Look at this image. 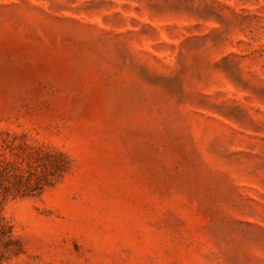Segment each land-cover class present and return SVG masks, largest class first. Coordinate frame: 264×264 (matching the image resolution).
Listing matches in <instances>:
<instances>
[{
    "label": "rangeland",
    "instance_id": "374dc122",
    "mask_svg": "<svg viewBox=\"0 0 264 264\" xmlns=\"http://www.w3.org/2000/svg\"><path fill=\"white\" fill-rule=\"evenodd\" d=\"M0 264H264V0H0Z\"/></svg>",
    "mask_w": 264,
    "mask_h": 264
}]
</instances>
